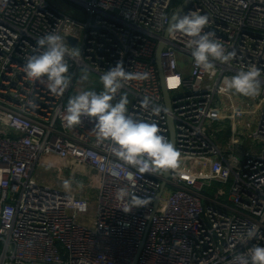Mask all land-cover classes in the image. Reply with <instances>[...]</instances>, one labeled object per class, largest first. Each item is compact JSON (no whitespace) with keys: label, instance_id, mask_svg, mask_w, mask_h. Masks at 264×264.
I'll use <instances>...</instances> for the list:
<instances>
[{"label":"built area","instance_id":"2783aa9c","mask_svg":"<svg viewBox=\"0 0 264 264\" xmlns=\"http://www.w3.org/2000/svg\"><path fill=\"white\" fill-rule=\"evenodd\" d=\"M175 1L63 0L83 14L80 19L51 0H0L1 264H238L241 254L264 246V0H198L181 14L207 15L205 32L235 53L227 62L212 60L210 69L195 65L190 37L179 31L165 37ZM53 32L69 53L70 83L62 94H53L46 78L33 80L23 71L27 59L43 51L37 41ZM161 42L172 110L156 65ZM73 50L80 55L71 56ZM180 53L192 57L190 75L179 66ZM119 61L147 76L125 82L113 103L126 95L128 114L155 123L169 142L172 117L181 157L205 168L206 157L223 162L208 174L174 168L169 177L167 170L136 172L129 182L126 173L135 169L117 160L110 141H97L95 118L82 116L70 127L66 109L79 94V71L102 76ZM253 65L261 75L251 151L225 154L208 127L227 93L224 78ZM43 167L73 188L46 181L37 172ZM214 184L223 187L206 194ZM119 189L129 196L117 199ZM135 196L147 206L124 212ZM250 228L257 229L256 239L247 238Z\"/></svg>","mask_w":264,"mask_h":264},{"label":"clouds","instance_id":"9594fccd","mask_svg":"<svg viewBox=\"0 0 264 264\" xmlns=\"http://www.w3.org/2000/svg\"><path fill=\"white\" fill-rule=\"evenodd\" d=\"M209 24L207 15L197 12L176 17L170 31H179L191 38L188 47L192 49V57L197 67L210 69L212 60L229 61L234 52L226 53L223 45L217 43L214 33L205 32ZM40 51L27 59L23 71L30 79L46 78L47 87L53 94H62L69 86L70 78L67 75L69 65L66 56L68 49L63 38L53 32L37 41ZM80 53L73 50L71 56L78 57ZM261 70L251 66L247 70L237 72L223 82L225 92H234L239 95L254 97L259 94ZM146 73H135L125 69L123 62L119 61L110 67L101 77L103 90L82 91L68 101L65 119L71 127L81 122L82 116L95 118V134L98 142L110 141L113 145L112 153L123 165L134 171H127L126 179L135 180L136 172L155 173L174 169L178 165L179 153L169 140L160 134L155 123L138 120L128 114V99L122 95L118 102L113 103L117 92L124 83L134 79L146 78ZM148 102L145 101V106ZM158 111V110H155ZM112 174L119 176V169L114 168ZM65 189L70 188L71 182L65 180ZM117 199L123 200L129 196L124 189L116 193ZM145 198L135 196L132 198L133 206L122 209L130 212L133 207L147 206ZM248 239L257 238V229L250 228ZM238 264H264V246L254 245L246 254H241Z\"/></svg>","mask_w":264,"mask_h":264},{"label":"crops","instance_id":"0c3cea01","mask_svg":"<svg viewBox=\"0 0 264 264\" xmlns=\"http://www.w3.org/2000/svg\"><path fill=\"white\" fill-rule=\"evenodd\" d=\"M232 77V76H231ZM231 77H225L231 78ZM222 97L221 105H219V111L216 117L213 119L210 125V138L217 143L221 148L227 147V150H232L237 156H242L237 152V149H241L244 145H249V135L246 134V138L243 137L244 129L238 126V123L243 120L244 116H247L249 120V130L256 125L253 119L255 118L257 105L259 103L258 96L248 97L236 94L234 92L226 93ZM252 126V127H251ZM209 128V129H210ZM252 133V132H251ZM216 139V140H215ZM225 153V150L222 148ZM213 158L212 165L208 166L207 160L205 159L206 170L204 173H211L215 168L214 166L222 163L221 157ZM205 166V165H204Z\"/></svg>","mask_w":264,"mask_h":264},{"label":"rangeland","instance_id":"374dc122","mask_svg":"<svg viewBox=\"0 0 264 264\" xmlns=\"http://www.w3.org/2000/svg\"><path fill=\"white\" fill-rule=\"evenodd\" d=\"M51 1L56 3L59 6V8L65 14L74 16V10H76V14H77L78 18L83 19V14H81V12L78 9H75L70 4L63 2V0H51ZM176 1H180V0H176ZM178 62H179V66H180L181 70L185 73V75H190L191 74L192 57L190 55L180 53V54H178ZM100 77L101 76L99 74L92 71L91 69L82 68L79 71L78 82L76 85L77 91L79 93L82 91H96L99 93L100 91L103 90V85H102V82L100 80ZM181 93H182V90H179V91H174L171 94L173 97H175L177 95H180ZM253 121H254V124L257 125L258 116L255 115V118L253 119ZM248 125H250V124H249V120H248L247 116H244L243 120L238 123L239 129L240 128L244 129V134H243L244 138H246V134H248V132L251 133L255 129V126H254L252 129L249 130ZM209 128H210V126L208 127V129ZM210 130H211V128L209 129V134H210ZM222 148L225 150V154L230 153V151L227 150V147H222ZM248 151H251V148L249 147V145H244L241 147V149H239V150L237 149V152L239 154H242V156H244L245 153ZM206 160H207L208 166L212 165L213 158L206 157ZM204 165L205 164H201V163L199 165L196 164L195 159H193V158L181 157L179 155L178 165H177V167H175V169L186 171L187 173H190V174H193V173L203 174V171L206 170ZM37 172L40 173L46 181L51 180V181L56 182L61 188L64 187L63 181H61V180L57 181L56 175L53 172V170L43 167V168H38ZM187 173H185V174L187 175ZM187 176H188V178H191V175H187ZM82 181L85 182V179L82 178ZM49 183H51V182L49 181ZM70 187H71V189L73 188V186H70ZM222 187H223L222 185L214 184L213 187H206L204 192L206 194L212 196L217 191V188H222Z\"/></svg>","mask_w":264,"mask_h":264},{"label":"water","instance_id":"95a60500","mask_svg":"<svg viewBox=\"0 0 264 264\" xmlns=\"http://www.w3.org/2000/svg\"><path fill=\"white\" fill-rule=\"evenodd\" d=\"M198 0H184L181 5H178L173 13L172 16L170 17V20L168 22V26L166 29L165 37H168L172 31H170L172 25L175 23V19L178 16H181V14L188 8L191 7V5ZM69 42L75 46L77 39L76 37L70 36ZM165 47V43L161 42L156 50V65L159 71V78H160V83H161V89L162 93L164 94V100H165V105L168 110H172V99L170 96V92L167 88V83H166V75H165V70L163 67V61H162V52ZM169 127H170V136H171V143L175 146V123L172 117L169 119ZM171 169L167 170L165 172V175L169 177ZM165 185V184H164ZM164 185L162 189L164 188ZM1 264V263H0ZM3 264H10V263H3ZM12 264H51V263H44V262H27V263H12Z\"/></svg>","mask_w":264,"mask_h":264},{"label":"trees","instance_id":"16d2710c","mask_svg":"<svg viewBox=\"0 0 264 264\" xmlns=\"http://www.w3.org/2000/svg\"><path fill=\"white\" fill-rule=\"evenodd\" d=\"M183 1H184V0L175 1V2H174V5H175V6L181 5V3H182Z\"/></svg>","mask_w":264,"mask_h":264},{"label":"bare ground","instance_id":"6f19581e","mask_svg":"<svg viewBox=\"0 0 264 264\" xmlns=\"http://www.w3.org/2000/svg\"><path fill=\"white\" fill-rule=\"evenodd\" d=\"M172 80H174V79H172Z\"/></svg>","mask_w":264,"mask_h":264}]
</instances>
